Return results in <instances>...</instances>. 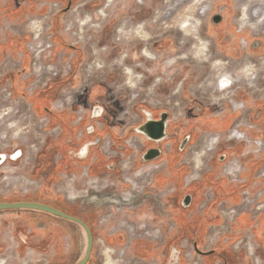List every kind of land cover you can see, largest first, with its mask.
<instances>
[{
    "label": "rangeland",
    "instance_id": "1",
    "mask_svg": "<svg viewBox=\"0 0 264 264\" xmlns=\"http://www.w3.org/2000/svg\"><path fill=\"white\" fill-rule=\"evenodd\" d=\"M139 1L76 0L65 13L60 11L62 5H51L52 13L58 16L56 37L62 42L59 48H55L52 42L51 27L45 18L42 21L33 18L28 22L31 38L27 47L33 62L29 94L40 92L41 88L44 89L52 81L51 85L55 88L52 91L50 111L55 117L58 114L56 112L77 105L71 123L83 122L82 126L88 123V126L94 127L92 132L89 131L93 139L96 137V128L110 124L116 128L115 133L120 138L118 144L124 146L122 151L128 150L125 156L127 159L119 162L116 173L97 175L83 170L77 173L64 164L65 170L58 174L54 184L44 186L48 192H54L53 195L45 192V195L37 196L38 202L53 205L77 217L90 215L89 225L94 243L86 264H103L106 247L112 250L110 256L114 264H162L164 261V252L159 251V254L148 258L138 256L137 252L141 248L136 244L138 241L152 244L156 248L165 246V238L169 236L172 226L168 212L161 208L151 189L152 176L160 167L152 170L153 165L144 168L140 176L135 173L143 163L140 164V160L139 164H135L138 156L135 154L138 152L142 155L149 147L141 144L137 138L141 135L135 131L145 121V112H157L155 117L167 113L168 132L173 124L170 120L180 123L186 112L190 116L191 110L201 106L214 107L217 113L227 107L243 110L245 104L241 99L260 96L264 91V5H261L264 0H141L142 6L137 4ZM100 9H103L104 16L99 15ZM217 13L223 15V21L218 25L211 21V16ZM252 14L257 17L252 18ZM86 16L91 18V22L81 24ZM184 19L190 22L187 31L180 25ZM32 20L34 24H31ZM245 20H249L252 25L259 21L262 29L254 30L244 23ZM93 24L96 26L93 27ZM121 27L126 29L127 34L119 40L121 36L117 32ZM136 29L146 35L145 41L140 40V35L134 32ZM129 39L132 41L129 42ZM39 43L42 46L51 45L40 53L41 56L37 49ZM255 43L262 46L257 53L252 52ZM68 44L70 47L66 46ZM137 44L147 47L149 53L157 59L149 61L136 56ZM123 55H128L125 64L135 69V78L131 84L126 83L124 66L120 63L117 65ZM173 58L176 59L175 64L168 67L166 62ZM246 63H251L255 70L254 86L250 87L244 82L233 83L234 94L223 97L224 91L218 89L213 76L222 70L234 77ZM9 91L7 86L0 87V108L7 106L13 110L9 120L4 118L3 124H0V154L6 155V160L0 165V198L7 202L17 196L22 199L20 201H25L30 197L27 193L39 189L44 179V173L41 172L43 166L37 178L25 175V171L32 165L26 164L25 159L29 154L33 159L36 152L43 149L46 121L44 118H35L27 101L8 97ZM233 101H239L241 108L235 107ZM97 103L104 104L109 114L104 110L100 116H95L93 107ZM14 119L20 120L21 125L17 123L19 125L16 129L8 128L6 124ZM230 129L243 133L237 121ZM59 132V127L55 126L48 131V135L54 137ZM108 132L109 129H106L103 134L101 149L110 155L114 153V147L110 145L112 141L107 137ZM228 134L227 131L224 138L228 139ZM213 135L202 134L194 148L189 149L187 156L204 148ZM129 138L133 141L130 145L127 144ZM222 139L219 137L214 145H218ZM234 140L239 139H231ZM20 148L23 150L22 155L13 158ZM70 149L74 152L68 151L69 154H74L75 148ZM212 151L202 152L200 158L206 159ZM6 153L11 155L7 156ZM216 163L221 165L220 162ZM69 192L74 195L69 197ZM254 196L252 194L251 198ZM261 201H264V193ZM249 210L254 215L264 212L263 209L255 210L254 205ZM224 215L226 222L230 215ZM53 220L64 223L58 219ZM37 225L40 228L45 226L43 222ZM228 227V224L224 225L220 231L228 230ZM63 228L68 231V228ZM9 229L6 225L0 227V264H73L83 254L84 246L80 236L75 237V246L66 252L62 249V257L53 259L45 250L44 243L32 244L30 240L19 243L12 240L13 236L5 237ZM104 237L121 239L119 244L110 245ZM247 237L249 234L243 236L242 242L232 245L235 252L243 251L240 252L242 257L228 259V264H264V258L253 247L249 249L247 243L251 240ZM181 243L187 248L185 263L201 264L196 252L190 250V243ZM142 247L148 249L146 245ZM169 260L167 258L166 263Z\"/></svg>",
    "mask_w": 264,
    "mask_h": 264
},
{
    "label": "crops",
    "instance_id": "2",
    "mask_svg": "<svg viewBox=\"0 0 264 264\" xmlns=\"http://www.w3.org/2000/svg\"><path fill=\"white\" fill-rule=\"evenodd\" d=\"M69 1L73 3L76 0H0V87H9L13 98L27 101L35 118H44L46 121L43 149L36 152L33 159L30 154L25 159L26 164H32L25 171V175L29 178H37L43 166L44 169L41 172L44 173V179L39 189L27 193L30 197L25 201H34L33 197L37 201V196L45 195V192L53 195L54 192L51 190L48 192L44 186L54 184L58 179V174L65 170V165L77 173L80 170L97 175L116 173L119 162L128 153V150L123 152L124 146L118 144L120 138L115 133L114 126L103 124L104 127L96 128L94 130L96 137L93 139L89 131L94 127L88 126V123L82 126L83 122L71 123L70 119L75 117L72 114L77 105L68 110L56 112L58 114L55 117L50 111L52 91L55 88L51 85L52 81L48 82L44 89L41 88L40 92L36 91L33 94L28 92V84L33 78L31 76V55L27 48L31 38L28 22L33 18L41 19V21L45 18L46 23L51 27L52 42L55 48H59L62 42L56 37L59 28L58 16L52 13L51 5L58 3L64 9ZM66 46L70 47L69 44ZM241 100L245 104L243 110L227 107L217 113L214 107L201 106L197 110H191L192 115L190 113V116L186 112L185 118L183 117L180 123L170 120L173 124L169 131L172 133L168 131L170 137L168 136L169 138L161 142L160 157L157 161H152L159 164L160 169L152 176L151 189L162 193V198L158 202L161 208L168 212L172 221L171 231L165 238V246L156 248L143 241L136 242L141 246L139 251L137 250L138 256L148 258L159 254L160 251L164 252L162 264H168L166 263L167 258L170 259L169 264H186L185 251L187 248L181 243L185 241V244L190 243V250L196 252L201 264H228V259L242 257L240 252L243 251L235 252L232 245L244 235L249 234L252 247L264 258V212L257 215L238 212L232 220L227 222L228 230L220 231V225L225 224L220 212L221 208L237 207L245 190L252 194L259 190L264 191V177L260 176V172H264V148L255 153L252 143L247 144L241 140L231 141L224 138L226 132L237 121L240 130L253 139L262 140L264 144V91L260 96ZM94 110L100 111L97 116H100L104 110L109 114L107 107L101 103H97ZM55 126L60 129L57 136L48 135V131ZM106 129L110 131L107 137L111 139L110 145L114 147V153L110 155L105 154L101 149L103 141L101 139L105 136L103 134ZM202 134H215L223 139L218 145H214L210 151L214 150L206 159H201L203 154H200L198 164H196L194 153H199L202 149L194 151L192 156H187V154L189 149L194 148ZM137 138L143 145L147 142L142 135ZM184 138L187 139L184 147L176 148L177 143ZM98 139L99 142L94 144ZM60 142L65 144L66 148L60 149ZM152 145L149 146H158ZM70 148H75L74 154H69L70 151L74 152ZM20 153L22 155V148H20ZM4 160H6V155ZM229 160H236L240 165V170L234 175H230L225 170V162ZM216 162H220L221 165H217ZM135 164H139L137 159ZM113 166H115L114 169H111ZM22 167L25 168L24 165ZM16 197L7 202L22 200ZM0 201L3 199L0 198ZM69 207L72 208V206ZM52 218L66 224L55 222ZM79 218L90 227V215H79ZM40 222H43L47 228L45 226L40 228L37 225ZM4 225L10 228V232L6 233L5 237L13 236L12 240L19 243H26L28 240L32 244L44 243L46 244L45 250L53 259L62 257V249L66 252L75 246V237L80 236L84 248L79 259L84 255L85 234L77 224L68 220L37 210L18 208L0 210V227ZM63 226L68 228V231H64ZM120 239V237H104L110 245L119 244ZM143 245H146L148 249L145 250ZM198 251L209 253L201 255Z\"/></svg>",
    "mask_w": 264,
    "mask_h": 264
},
{
    "label": "water",
    "instance_id": "3",
    "mask_svg": "<svg viewBox=\"0 0 264 264\" xmlns=\"http://www.w3.org/2000/svg\"><path fill=\"white\" fill-rule=\"evenodd\" d=\"M69 8V4L67 6V9ZM211 21L213 24H220L223 21V15L222 13L213 14L211 16ZM94 109V107H93ZM95 115V114H94ZM97 116V115H95ZM146 119L145 121L135 130L136 133L142 135L145 137L147 141H150L154 143L155 145H158L157 147H150L148 148L143 154L141 155V162L143 163H149L152 161L157 160L161 155V142L168 138L169 134L167 132L168 128V115L167 113H162L160 115V118L155 120L151 118V114L149 112H145ZM93 131L92 129L90 130ZM90 132V133H91ZM187 139L184 138L181 142V147L183 148ZM99 142V139L94 142V144H97ZM182 150V149H181ZM3 159V155L0 156V162ZM115 166H113L111 169H114ZM18 208H25V209H32L37 210L40 212H45L50 215L59 217L64 220H68L70 222H73L77 224L84 232L85 238H86V247L84 255L81 259L74 262L73 264H86L90 258L92 247H93V236L90 227L79 217L68 214L64 212L63 210L52 206L47 203H42L38 201H14V202H5L0 201V210H6V209H18ZM196 248V245H194ZM197 249V248H196ZM199 254L205 255L209 252H203L198 251ZM169 264V262H168ZM174 264V263H173Z\"/></svg>",
    "mask_w": 264,
    "mask_h": 264
},
{
    "label": "bare ground",
    "instance_id": "4",
    "mask_svg": "<svg viewBox=\"0 0 264 264\" xmlns=\"http://www.w3.org/2000/svg\"><path fill=\"white\" fill-rule=\"evenodd\" d=\"M108 2L109 1H111V0H107ZM261 5H264V3H261ZM99 15H102V16H104V11H103V9H100L99 11ZM90 16V15H89ZM251 17L252 18H256L257 17V15H255V14H252L251 15ZM261 17V16H260ZM91 18H86V20L83 22L84 24H86L87 22H91V21H89ZM250 20V19H249ZM249 20H245V22L244 23H246V25L247 26H251L254 30L256 29H262L260 26V24L257 22V21H255V24L254 25H252L253 23H251V22H249ZM264 20H262V22H263ZM81 23V22H80ZM181 24V28H184V30L185 31H187L189 28V26H190V22H189V20H187V19H184V20H182L181 22H180ZM244 23H242L243 25H245ZM31 27V26H30ZM242 27V26H241ZM139 29V28H138ZM138 29H136V31L134 30V32H137V34L138 35H140L139 37H141L140 38V40L141 41H145L146 39H147V37H146V35H143V33L142 32H140ZM36 32H37V29H36ZM121 37H120V39L119 40H121V39H124L125 38V35L127 34V31H126V29L124 28V27H121L119 30H118V32H117ZM35 34V33H34ZM36 34H38V33H36ZM48 38V37H47ZM84 40V39H83ZM202 49V48H201ZM142 52H143V56H145V58H147V59H153V55L151 54V53H149V51H148V49H146V48H143L142 49ZM120 56V55H119ZM125 55H123V56H121L122 57V60L120 59L118 62H117V65L120 63L122 66H124V69H125V71H124V73L127 75V77H126V79H127V82L129 83V84H131L132 83V80L135 78V76H133L134 75V73L135 72H133V69L130 67V66H127L126 64H125V57H124ZM182 57H184V56H182ZM251 58H252V56H251ZM206 60V59H205ZM210 60V59H209ZM213 60H215V59H213ZM253 60V59H252ZM251 60V61H252ZM217 61V60H216ZM254 61V60H253ZM97 62H99V61H97ZM216 63V62H215ZM119 64V65H120ZM166 64H167V66L168 67H171V66H173V64L171 63V59L169 60V61H167L166 62ZM208 64V63H207ZM231 64V63H230ZM251 64V63H250ZM250 64H248V63H246L245 65H243V67L241 68V71H239V73H241V74H239L238 73V75H236V76H231V74H229L228 72H226V71H220V72H218L219 73V75L216 77L217 79H216V81H215V77H214V82L216 83V86L218 87V89H221L222 91H226V90H228L229 88H231L232 86H233V83H238V84H240V83H242V82H244L246 85H248V86H254V84H253V81H255L256 80V76L255 75H253V72L255 71V70H253V65H250ZM99 65H100V63H99ZM126 65V66H125ZM212 65H214V64H212ZM216 65V64H215ZM38 66V65H37ZM115 66V65H114ZM219 66V65H218ZM99 68H101V67H99ZM218 68V67H217ZM41 71V70H40ZM45 71V70H44ZM200 71V70H199ZM39 74V73H38ZM38 77V76H37ZM40 77V76H39ZM138 77V76H137ZM126 82V81H125ZM229 91V90H228ZM228 91H226V92H228ZM233 91V90H232ZM231 91V92H232ZM257 91V90H256ZM225 94V93H224ZM229 94V93H228ZM227 95V94H226ZM225 96V95H224ZM236 102V101H235ZM234 103V102H233ZM240 104V103H239ZM237 105V103H234V106H236ZM239 106V105H238ZM1 110H0V124H3V119L5 118H7L11 113H12V109L11 108H6V107H2V108H0ZM15 120V119H14ZM20 122V120H15V121H10V122H8L7 124H6V126L8 127V128H14V129H16L17 127H18V125L20 124L19 123ZM17 123H19L18 125H17ZM21 125V124H20ZM24 128V127H23ZM20 130H22V129H20ZM25 132V131H24ZM17 133V132H16ZM15 133V134H16ZM44 134V133H43ZM211 135V134H210ZM229 135L231 136V137H233V138H236V139H238V138H241V134H240V132H235V130H232L230 133H229ZM204 140V139H203ZM216 136L215 135H213V136H211L210 137V139H209V141L207 142V144L204 146V148H202V150H201V152H199V153H197L196 152V157H195V160L197 161V163L196 164H198V160H199V158H198V156H200V154L202 153V152H204V151H207V150H211L213 147H214V144L216 143ZM199 148V147H198ZM198 150V149H197ZM129 165V164H128ZM195 166V165H194ZM229 169V168H228ZM149 170V169H148ZM138 173L140 174L141 173V171H138ZM227 173V172H226ZM150 175V174H149ZM152 176V175H151ZM132 177V176H131ZM142 177H144V176H142ZM72 179V178H71ZM194 179V178H193ZM70 181V180H69ZM131 182L133 183V184H135L132 180H131ZM72 186V185H71ZM138 186V185H137ZM119 194V193H118ZM71 197V196H70ZM113 201V200H112ZM117 202V201H116ZM99 203V202H98ZM108 203V202H107ZM110 203V202H109ZM108 203V204H109ZM110 205V204H109ZM108 216V215H107ZM121 222V221H120ZM125 222V221H124ZM121 224V223H120ZM120 226V225H119ZM121 226H123V224L121 225ZM132 226V225H131ZM128 231H130V230H128ZM157 232V231H156ZM129 234V233H128ZM146 235H149V233L148 232H146L145 233ZM110 251H112L109 247H106V249H105V261H104V263L103 264H112L114 261H113V259H112V257L110 256ZM116 262V261H115ZM117 263V262H116ZM114 264V263H113Z\"/></svg>",
    "mask_w": 264,
    "mask_h": 264
},
{
    "label": "built area",
    "instance_id": "5",
    "mask_svg": "<svg viewBox=\"0 0 264 264\" xmlns=\"http://www.w3.org/2000/svg\"><path fill=\"white\" fill-rule=\"evenodd\" d=\"M53 5H56L55 3L53 4ZM36 22V21H35ZM31 24H34V20H32L31 21ZM35 26V25H34ZM35 36H37V35H35ZM51 45L50 44H46L45 46H42V44H40L39 43V45H38V47L39 48H37V49H45V50H47L46 48H49ZM28 48V47H27ZM32 49H33V46H32ZM33 64V62H31V65ZM47 85V84H46ZM31 88V87H30ZM7 94H8V97H10V98H12L13 96H12V92L11 91H9V92H7ZM12 103V102H11ZM3 107H6V108H9V107H7V106H3ZM11 108V107H10ZM233 130V129H232ZM231 129L230 130H228V133H230L231 131H232ZM235 132H239V131H237V130H235ZM241 134V138H238L239 140H241V141H243V142H245V143H247V144H250V143H252L254 146H255V148H254V152L255 153H257V152H259V151H262L263 150V148H264V144H263V142H262V140H260V139H253V138H251V137H249L245 132H243V133H240ZM228 137H229V134H228ZM133 141H132V139L131 138H129L128 140H127V144L128 145H130V143H132ZM3 163V161H1L0 162V165ZM152 165H153V167H152ZM150 168V167H152L150 170H152V169H156V168H158L159 167V164H157V163H153V162H149V163H142L140 166H139V170H137V172H135L136 174L138 173V171H141V173L140 174H137V176H140L142 173H143V169L144 168ZM229 168V169H228ZM225 170L230 174V175H234V174H236L239 170H240V165H239V163L236 161V160H229V161H226L225 162ZM260 176H262V177H264V172L263 171H261L260 172ZM130 182H131V180H130ZM263 193H264V191L263 190H259L258 192H256V193H254L253 195H255L253 198H251V196H252V193L251 192H249V191H247V190H245L244 192H243V194H242V197H241V201H240V203H239V205L237 206V207H227V208H225V207H223V208H221V210H220V212H221V214L223 215V217H224V220H226L225 219V215L224 214H229L230 215V217L228 218V220L225 222V224L223 223V224H221L220 226L221 227H224V225H226L227 224V222H229L230 220H232L233 219V217H234V213H238V212H249L250 210H249V208L252 206V205H254V209L255 210H264V201H261V197H262V195H263ZM154 194H155V198L157 199V200H159V199H161V197H162V193H160V192H155L154 191ZM251 212V211H250ZM249 212V213H250ZM251 214H253L254 215V213H251ZM232 215V216H231ZM256 215V214H255ZM151 235H153V234H151ZM154 237H156V235H153ZM245 236V235H244ZM243 238V237H242ZM242 238L240 239V240H238L235 244L237 245L238 243H240V242H242ZM247 238H249V237H247ZM248 245H249V249L251 250L252 249V245H251V243H250V241H248V243H247Z\"/></svg>",
    "mask_w": 264,
    "mask_h": 264
},
{
    "label": "flooded vegetation",
    "instance_id": "6",
    "mask_svg": "<svg viewBox=\"0 0 264 264\" xmlns=\"http://www.w3.org/2000/svg\"><path fill=\"white\" fill-rule=\"evenodd\" d=\"M141 1V0H140ZM137 2V4L139 5V6H142V2ZM68 4H69V8L67 9V6H68ZM71 6H72V2L71 1H69L67 4H66V7L62 10H60V11H65V12H67L70 8H71ZM99 11V10H98ZM99 13V12H98ZM89 16H86L85 17V19H83L82 21H81V24H84L83 22L86 20V18H88ZM90 18V17H89ZM89 21H91V19L89 20ZM145 23H143V25H144ZM93 27L94 26H96V25H92ZM221 28L223 27V25L221 24V26H220ZM131 38V37H130ZM132 40L131 39H129V42H131ZM143 48H146L147 49V47H143V46H140V45H138L137 44V46L135 47V49L137 50L136 51V56H142V57H144L145 58V56H143V52H142V49ZM262 49V46H260V44L259 43H255L254 44V46L252 47V52H254V53H257V52H259L260 50ZM45 51V49H39L38 50V55L39 56H41V54L40 53H43ZM184 56V55H183ZM186 56V55H185ZM125 57V61L127 60V57H128V55H125L124 56ZM181 58H182V56H181ZM145 59H147V58H145ZM157 58L155 57V55L153 54V59H147V60H156ZM175 61H176V59L175 58H173V59H171V63L174 65L175 64ZM140 67V66H139ZM132 69H133V72H135V69L133 68V67H131ZM48 69H49V66H48ZM124 71H125V69H124ZM228 72V71H227ZM217 74H218V72H216ZM229 73V72H228ZM217 74L214 76V77H216L217 76ZM230 74V73H229ZM232 76V75H231ZM159 81H162L161 79H159ZM126 83H128V82H126ZM229 90V91H228ZM228 90H226V91H228V92H224L223 93V95H225V96H223V97H228L226 94H228V95H233L234 94V91H232L233 90V88L231 87V88H229ZM222 91V90H221ZM232 91V92H231ZM234 103H237V105L235 106V107H239V108H241V104H239L240 102L239 101H233ZM239 105V106H238ZM100 113V111H94L93 112V114H95V115H98L99 113ZM157 114V112H154V111H152L151 112V118L152 119H155V120H157V119H159L160 118V114H158V116L157 117H155V115ZM8 117H10V115L8 116ZM8 117L6 118V119H8ZM9 120V119H8ZM88 128H86V130H87ZM216 136V140L218 141V139H219V137L217 136V135H215ZM228 139H233V137H231L230 135H229V137H228ZM236 139V138H235ZM181 140V139H180ZM182 141V140H181ZM181 141H179L178 143H177V145H176V148L177 147H179V146H181ZM216 141V142H217ZM145 145H147V146H151L152 145V143H148V141L145 143ZM149 146V147H150ZM152 146H154V145H152ZM59 147H60V149H64V148H66V145L65 144H63V143H59ZM61 151H63V150H61ZM1 155H3V154H0V156ZM21 155V153H20V150H18L17 151V153L16 154H14V157H17L18 158V156H20ZM13 157V158H14ZM5 159V156H3V159H2V161ZM138 161H140V160H142V158H141V155L140 154H138V156H137V158H136ZM4 163V162H3ZM2 163V164H3ZM140 163H142V162H140ZM139 166V165H138ZM118 170H119V168H118ZM137 174H139V173H137ZM69 195L72 197L74 194L72 193V192H69ZM69 196V197H70ZM110 248V247H109ZM111 249V248H110Z\"/></svg>",
    "mask_w": 264,
    "mask_h": 264
},
{
    "label": "trees",
    "instance_id": "7",
    "mask_svg": "<svg viewBox=\"0 0 264 264\" xmlns=\"http://www.w3.org/2000/svg\"><path fill=\"white\" fill-rule=\"evenodd\" d=\"M64 212H65V211H64ZM66 213L71 214V213H69V212H66ZM71 215H74V214H71ZM74 216H76V215H74Z\"/></svg>",
    "mask_w": 264,
    "mask_h": 264
}]
</instances>
